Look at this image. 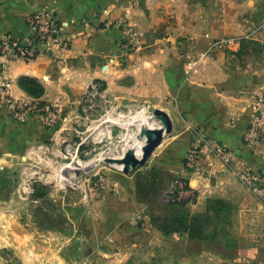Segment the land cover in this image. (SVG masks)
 Here are the masks:
<instances>
[{
  "label": "crops",
  "instance_id": "1",
  "mask_svg": "<svg viewBox=\"0 0 264 264\" xmlns=\"http://www.w3.org/2000/svg\"><path fill=\"white\" fill-rule=\"evenodd\" d=\"M45 4L57 11L62 45L30 63L12 66L13 97L34 99L19 86L20 78H33L44 88L41 101L62 108H69L70 100L91 101L88 125L105 129L133 126L142 106L163 110L171 118L172 132L164 135L144 169L161 173L166 189L176 178L188 183L181 205L171 207L162 196L165 206L158 202L155 207L139 195L138 178L122 180L118 202L110 211L115 216L108 221L113 227L106 230L122 244L111 261L264 264V194H253L233 169L216 160L212 168H184L187 152L198 134H204L235 153L234 169L246 166L258 173L264 191V138L252 152L243 141L253 118L252 96L264 93V67H243L237 61L243 40L264 47V29L255 30L264 22V0H0V40L8 34L25 36L26 17ZM119 19L137 21L145 35L144 50L137 60L131 56L127 72L105 73L106 64L116 63L118 43L125 38L114 25ZM205 35L236 43L214 48L201 59L209 45ZM97 81L105 88L91 89ZM13 117L12 110L0 104V143L13 133L24 138L41 132L34 117L26 123ZM156 122L149 117L144 125L150 130ZM211 205L213 225L205 226L198 237L183 230L165 232L153 221L156 215L190 220L211 212Z\"/></svg>",
  "mask_w": 264,
  "mask_h": 264
},
{
  "label": "rangeland",
  "instance_id": "2",
  "mask_svg": "<svg viewBox=\"0 0 264 264\" xmlns=\"http://www.w3.org/2000/svg\"><path fill=\"white\" fill-rule=\"evenodd\" d=\"M114 25L125 38L118 43L116 63L112 67L106 64L105 73L127 72L131 56L136 55L137 60L144 50L145 35L136 20L119 19ZM133 30L143 34L140 50L124 47ZM205 38L209 45L201 59L214 49L212 39ZM237 58L243 67L262 68L264 47L245 42ZM103 88L105 85L98 81L91 85V89ZM31 100L51 105L56 118L47 124L40 114H30L27 120L34 117L40 133L24 138L13 133V138L0 143V264H130L111 261L122 244L114 233L107 232L113 227L108 221L115 216L110 211L118 202L119 187L129 177L138 178L155 207L158 202L165 206L162 196H166V182L161 173L144 166L125 173L126 166H121L128 151L135 156L142 154L152 131L163 125L158 120L152 125L156 128L139 139V131L143 127L148 130L144 125L148 118H157L156 110L142 106L134 114L139 120L133 126L105 129L96 123L88 125L87 115L93 118L87 113L91 101L70 100L69 109ZM207 218L213 223V210ZM164 220L159 215L154 217L155 225L175 228L166 226Z\"/></svg>",
  "mask_w": 264,
  "mask_h": 264
},
{
  "label": "built area",
  "instance_id": "3",
  "mask_svg": "<svg viewBox=\"0 0 264 264\" xmlns=\"http://www.w3.org/2000/svg\"><path fill=\"white\" fill-rule=\"evenodd\" d=\"M27 33L23 37L8 34L0 40V104L12 110L14 118L18 122H25L30 114H40L47 124L55 122L56 114L49 104H39L36 100L16 99L12 95L14 80L9 72L17 62L30 63L43 54L53 52L62 45L61 23L57 11L51 4L43 5L39 10L29 14L25 19ZM262 22L255 30H263ZM143 42V34L133 30L129 40L124 44L125 48L140 50ZM234 39L219 38L212 42L214 48L226 49L235 44ZM253 118L250 121L243 141L252 152L264 138V93H256L252 96ZM197 141L189 149L185 156L184 168L191 172L196 171L201 164L206 168H212L214 161H218L225 167L233 169L239 182L248 188L253 194L263 196L262 177L242 166L234 169L232 163L235 153L229 148L216 143L209 136L198 134ZM189 191L185 179L176 178L166 189L165 199L167 203L182 201Z\"/></svg>",
  "mask_w": 264,
  "mask_h": 264
},
{
  "label": "trees",
  "instance_id": "4",
  "mask_svg": "<svg viewBox=\"0 0 264 264\" xmlns=\"http://www.w3.org/2000/svg\"><path fill=\"white\" fill-rule=\"evenodd\" d=\"M244 43L245 42L243 40V44ZM19 86L28 95H30L36 99H40L44 94L43 86L37 80H35L33 78H29V77L20 78L19 79ZM137 185H138L139 195L150 201V199L148 197V191L143 193V190L145 191V188H143L141 185H139V181H137ZM182 203H183V200L170 202L169 204L171 207H176L178 205H181ZM212 210L213 209L211 207V211ZM208 214H205L203 216H195V217L191 218L190 220H189V218H184V217L180 218V219H179V217H177L174 220H169L166 218L164 220V223L166 224V226L168 224H170V225H174L175 228L174 227L173 228H169V227L162 228V227H160V228L165 232L183 230L185 232H188L191 237H198L201 235L203 228H205V226L213 225L212 220L207 218ZM175 216H180V215L175 214ZM153 221H154V218H153Z\"/></svg>",
  "mask_w": 264,
  "mask_h": 264
},
{
  "label": "water",
  "instance_id": "5",
  "mask_svg": "<svg viewBox=\"0 0 264 264\" xmlns=\"http://www.w3.org/2000/svg\"><path fill=\"white\" fill-rule=\"evenodd\" d=\"M157 118L156 120H159L161 123H163L162 128H157L152 131V137L149 138L146 146L143 149L142 156L136 157L131 150L126 153L127 159H131V167H126L124 169L125 173H129L132 170L136 169L137 167L145 166L149 158L152 156V154L155 152V150L161 145L163 142L164 134H169L172 132V122L169 115L163 111V110H156ZM150 130H145L144 127L141 130V134L139 136V139L142 140L141 137L143 133H147Z\"/></svg>",
  "mask_w": 264,
  "mask_h": 264
},
{
  "label": "bare ground",
  "instance_id": "6",
  "mask_svg": "<svg viewBox=\"0 0 264 264\" xmlns=\"http://www.w3.org/2000/svg\"><path fill=\"white\" fill-rule=\"evenodd\" d=\"M157 124H159V123H157ZM156 124V125H157ZM163 127V125L161 126V128ZM124 150V149H123ZM141 153L139 154V156L137 155L136 157H141ZM121 159V158H120ZM131 164H132V162H131V159H127V161L125 162V163H123V164H121V166L123 167V165H125L126 167H131Z\"/></svg>",
  "mask_w": 264,
  "mask_h": 264
}]
</instances>
